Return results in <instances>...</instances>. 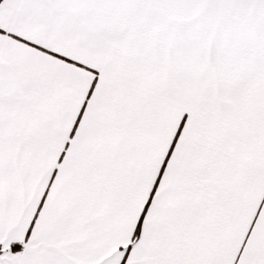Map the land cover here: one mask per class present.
<instances>
[{"label": "snow or ice", "instance_id": "obj_1", "mask_svg": "<svg viewBox=\"0 0 264 264\" xmlns=\"http://www.w3.org/2000/svg\"><path fill=\"white\" fill-rule=\"evenodd\" d=\"M0 264H264V0H0Z\"/></svg>", "mask_w": 264, "mask_h": 264}]
</instances>
